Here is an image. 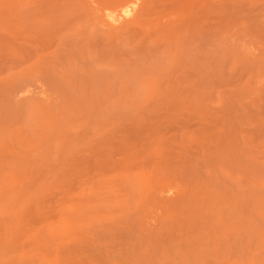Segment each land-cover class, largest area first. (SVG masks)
<instances>
[{
  "label": "rangeland",
  "instance_id": "374dc122",
  "mask_svg": "<svg viewBox=\"0 0 264 264\" xmlns=\"http://www.w3.org/2000/svg\"><path fill=\"white\" fill-rule=\"evenodd\" d=\"M122 1L0 0V264H264V0Z\"/></svg>",
  "mask_w": 264,
  "mask_h": 264
},
{
  "label": "bare ground",
  "instance_id": "6f19581e",
  "mask_svg": "<svg viewBox=\"0 0 264 264\" xmlns=\"http://www.w3.org/2000/svg\"><path fill=\"white\" fill-rule=\"evenodd\" d=\"M139 5L140 0H123L118 6V14L115 12L116 10H105L107 12L104 14V21L109 25L118 24L122 20L130 21L136 16Z\"/></svg>",
  "mask_w": 264,
  "mask_h": 264
}]
</instances>
